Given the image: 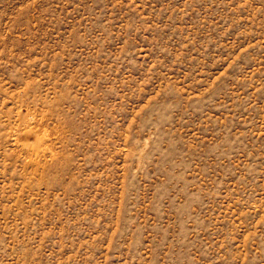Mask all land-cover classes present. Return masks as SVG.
Listing matches in <instances>:
<instances>
[{
    "label": "rangeland",
    "instance_id": "rangeland-1",
    "mask_svg": "<svg viewBox=\"0 0 264 264\" xmlns=\"http://www.w3.org/2000/svg\"><path fill=\"white\" fill-rule=\"evenodd\" d=\"M0 264H264V0H0Z\"/></svg>",
    "mask_w": 264,
    "mask_h": 264
}]
</instances>
